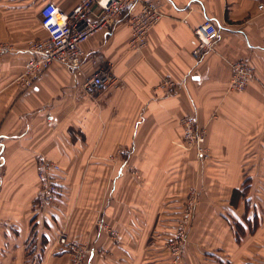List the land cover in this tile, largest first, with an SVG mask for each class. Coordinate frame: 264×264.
Instances as JSON below:
<instances>
[{
    "label": "crops",
    "instance_id": "0c3cea01",
    "mask_svg": "<svg viewBox=\"0 0 264 264\" xmlns=\"http://www.w3.org/2000/svg\"><path fill=\"white\" fill-rule=\"evenodd\" d=\"M81 1L0 0V264H72L60 250L63 232L104 251V257L92 251L86 264H169L171 251L163 247L194 189L202 192V212L208 208L201 220L216 221L207 227L218 247L208 252L210 261L264 264V0H143L164 15L143 46L132 45L137 4L110 34L83 47L111 65L114 86L88 93V60L84 77L55 64L23 89L16 79L31 58L28 47L48 37L41 9L53 3L70 13ZM206 20L219 37L212 51L201 52L195 30ZM241 60L251 62L255 78L238 93L230 90L231 65ZM165 78L177 83L174 91L161 89ZM187 115L207 131L209 158L201 165L183 147ZM40 157L61 167L60 198L43 209L37 205ZM83 172L87 180L71 186V174L76 179ZM108 189L114 200L104 214L123 220L118 245L102 230L93 232L92 214L84 212L102 204ZM146 220L163 238L149 261L137 241L148 234Z\"/></svg>",
    "mask_w": 264,
    "mask_h": 264
},
{
    "label": "built area",
    "instance_id": "2783aa9c",
    "mask_svg": "<svg viewBox=\"0 0 264 264\" xmlns=\"http://www.w3.org/2000/svg\"><path fill=\"white\" fill-rule=\"evenodd\" d=\"M141 5V11L130 18L132 30V45L143 46L153 28L164 17L158 4L143 2V0H82L70 13L64 12L53 3H47L40 11L41 25L46 31V39H37L30 43L27 52L31 58L26 62L24 71L16 79V83L23 89H32L36 83L44 78L47 72L55 64L65 66L77 76L84 77L87 72L84 63L90 61L93 72L85 83L84 89L95 95L107 87L116 84L115 75L111 65L103 56L90 57L83 49L84 45L99 34H110L117 26L121 17L135 5ZM264 10V3L259 6ZM195 36L200 41L201 52L212 51L219 37V30L212 20H206L204 24L195 30ZM4 50L0 46V52ZM232 79L230 90L244 92L250 82L255 78V69L251 62L241 60L231 65ZM177 88V83L165 78L161 89L171 92ZM183 129V147L189 152H194L197 159L205 161L209 158L206 148L207 131L198 126L193 115L184 116L181 120ZM61 167L46 160L43 157L37 159V177L39 180V194L37 205L39 208L55 204L61 194L58 174ZM196 195V194H195ZM193 195L189 200L190 207L197 201ZM190 216L187 212L186 217ZM179 236L184 241L186 226L182 227ZM172 240L167 244L173 258L178 261L181 258L182 246H174ZM178 243V242H177ZM60 250L72 257V264H86V250L78 243L71 241L65 234L59 238Z\"/></svg>",
    "mask_w": 264,
    "mask_h": 264
},
{
    "label": "rangeland",
    "instance_id": "374dc122",
    "mask_svg": "<svg viewBox=\"0 0 264 264\" xmlns=\"http://www.w3.org/2000/svg\"><path fill=\"white\" fill-rule=\"evenodd\" d=\"M238 93H242V92H238ZM206 140H207V137H206ZM191 153L194 154V152H191ZM194 161L196 162L197 165H201L200 160L197 159L195 154H194ZM88 176H89V173L83 172V173L78 174V177L74 179V174H71V177H70L71 186H73V182L75 180H77L78 182L81 181V183L86 181ZM246 191L247 190H245V193L243 194L241 193L240 195L243 197L248 196V192ZM201 193H202L201 190H198V189L191 190L188 195L189 200L195 194H196L195 196H197L196 198H198V195H199V199L191 207L189 205V201H187V203L179 207L180 210L178 211L179 216L177 217L178 218L177 231L172 237L168 239V241L164 244L163 248L166 250L167 249L166 244H168L172 240H177L178 243L175 241L174 246H177V245L179 246L181 243L183 252L181 254V258L178 261H176L172 256L171 259L169 260V264H208V263L217 264L214 262L215 260L213 259H211L210 261V259L207 256L208 252H218L217 251L218 247L216 246L217 245L216 238L208 234L209 230L207 228V227H211V228L215 227L216 221L215 222L211 221L209 224V222L207 221L205 222L201 220V217H200L201 213L206 212V210L208 209L207 208L206 210H204V212H202V208H205V207L201 204V197H200ZM108 196H109V189L107 190V194L103 195L102 204L98 205L97 208H91V206L87 205L84 207V210H85L84 212L87 213V215H90V214L93 215V216L91 215V219L93 220L90 226L93 232L97 229L102 230V232L106 235V238L108 239V241H113L115 244L118 245L122 242L121 241L122 239L121 231H122L123 220H120L117 215H116L117 217L115 216L114 218L113 217L108 218V216H105L104 213H105L106 208H108L109 204L114 200V197L108 198ZM106 199H108L109 202L107 201L106 203ZM212 207H213V210L216 212L217 206H212ZM260 209H261V212L262 211L264 212L263 204L260 205ZM196 210H197V214H199L198 216L200 217V219H198L197 215L195 214ZM187 212H189L190 214L188 218L186 217ZM214 216H216V214ZM87 219H88L87 216H84L83 218L84 224ZM69 222L70 220L67 221V225L69 224ZM145 224H146L145 230L148 232V234L145 237L137 238V241H141L140 243L141 246L140 247L137 246L136 248L139 247L140 249H143V256H145L146 261H147L149 258L151 259L153 256H156L155 249H153L154 246H157V247L163 246L162 245L163 238H161L159 241V236H154V234L156 235L155 231H153L154 234L152 233V230H154L153 228H155L154 221L146 220L144 222V225ZM256 225L258 226V222ZM183 226H186V229H185L186 234H184L185 236L184 241L181 242L179 232L180 230L184 231V229H182ZM250 226H251L250 228H252V226L254 225H250ZM67 227L68 226H65L64 228L65 232H67ZM239 228H241L240 225H239ZM239 230L241 231V235H244L245 232L242 230V228ZM259 238H262V241H264V237H259ZM76 243L80 244L86 250L87 258L90 256V253L92 251H95V252L97 251L96 248H95L96 250L93 249L94 247L92 246L91 241L88 239L85 242H81V243L76 242ZM214 248H216L215 251H212V249ZM96 253L100 257L105 256V253L103 250L101 251L98 250Z\"/></svg>",
    "mask_w": 264,
    "mask_h": 264
}]
</instances>
